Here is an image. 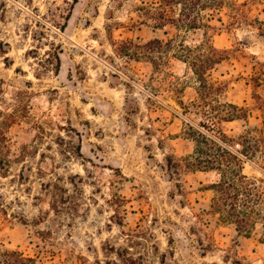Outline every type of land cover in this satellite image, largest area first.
Returning <instances> with one entry per match:
<instances>
[{
    "label": "rangeland",
    "instance_id": "rangeland-1",
    "mask_svg": "<svg viewBox=\"0 0 264 264\" xmlns=\"http://www.w3.org/2000/svg\"><path fill=\"white\" fill-rule=\"evenodd\" d=\"M159 1L0 0V242L35 264H264L261 224L220 222V174L187 166L188 123L211 122L179 104L199 96L190 64L149 44L178 33L141 12ZM235 3L174 43L228 50L211 78L246 111L219 127L264 178V0Z\"/></svg>",
    "mask_w": 264,
    "mask_h": 264
},
{
    "label": "trees",
    "instance_id": "trees-1",
    "mask_svg": "<svg viewBox=\"0 0 264 264\" xmlns=\"http://www.w3.org/2000/svg\"><path fill=\"white\" fill-rule=\"evenodd\" d=\"M235 0H160L143 5L141 12L153 20L154 29H163L167 25L174 26L178 33L175 37L163 42L160 38L150 40L149 44L158 43L160 47H176V56L190 64L199 81V96L191 104H186L182 97L179 104L185 112L201 110L208 119L209 130L206 132L189 122L187 137L195 142L194 154L187 157V166L192 171H212L220 174V178L207 189L214 190L211 212L218 215L222 223L233 225L236 231L252 236L261 224L264 240V178L251 176L244 172L245 161L238 153L228 148L231 138L223 128L224 122L244 118L245 108L236 103L221 101L223 85L211 78L210 71L216 64L225 59L227 49L218 48L211 38L200 44L189 45L185 40L174 43L180 38L183 30L192 31L207 28L216 29L212 21L216 13L226 7L234 6ZM235 9V7H232ZM237 11L233 15L236 17ZM237 19V18H236ZM218 21H223L220 16ZM148 23L147 21H143ZM209 33V32H208ZM150 47V49H156ZM158 48V47H157ZM168 49V48H167ZM172 85H175L173 82ZM217 101L218 105L214 102ZM244 112V113H243ZM0 125V140L6 139ZM2 133V134H1ZM172 166V158L168 161ZM1 198V197H0ZM36 259L25 256L17 249H10L0 242V264H35Z\"/></svg>",
    "mask_w": 264,
    "mask_h": 264
}]
</instances>
